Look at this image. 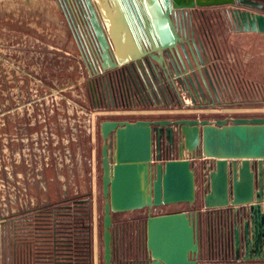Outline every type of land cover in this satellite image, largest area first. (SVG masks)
<instances>
[{
	"label": "water",
	"instance_id": "95a60500",
	"mask_svg": "<svg viewBox=\"0 0 264 264\" xmlns=\"http://www.w3.org/2000/svg\"><path fill=\"white\" fill-rule=\"evenodd\" d=\"M223 4L228 5L219 16L231 20L234 29L264 32V0H84L103 65L147 58L151 69L160 70L158 88L163 86L167 94H180L184 88L204 104L208 98H220L223 78L208 61L201 38L188 36L186 26L195 19L203 23L204 14L196 8ZM96 9H101L105 28ZM145 77L153 92L154 85ZM99 129L102 264H113L112 212L141 206L148 208L146 264H200L201 209L222 206L234 256L264 258V114L105 117ZM174 130L181 136L178 154L164 157L161 139H171ZM195 157L202 158L204 169L202 207L193 204ZM178 201L190 207L150 210L152 205Z\"/></svg>",
	"mask_w": 264,
	"mask_h": 264
},
{
	"label": "rangeland",
	"instance_id": "374dc122",
	"mask_svg": "<svg viewBox=\"0 0 264 264\" xmlns=\"http://www.w3.org/2000/svg\"><path fill=\"white\" fill-rule=\"evenodd\" d=\"M100 16L104 18L102 12ZM200 21L203 23L193 20L191 26L194 36L204 44L208 61L220 75L226 76L231 67L238 70L243 50L237 32L221 16L210 19L204 14ZM262 45L264 49V41ZM87 75L88 67L65 23L59 0H0V264H26L30 260L40 264L38 254L46 253L48 243L47 206L72 198L88 201L91 261L102 264L101 119L241 114L210 108L171 111L166 107L169 105L158 101L134 105L130 110L93 105ZM238 85L236 82L235 91ZM257 92L250 98L264 99V82ZM224 96L219 106L239 104L237 93L226 92ZM202 164V158H194L193 204L197 207H202ZM181 206L190 204L161 203L150 210L158 213ZM147 210L141 206L112 212L113 222L129 221L126 237L132 246L137 239L133 217L145 218ZM221 214L201 209L198 260L200 264H244L241 258L232 259L233 251L226 256L219 250L228 229L224 218L218 220ZM40 232L45 235L40 237ZM138 237L143 245L142 227Z\"/></svg>",
	"mask_w": 264,
	"mask_h": 264
},
{
	"label": "flooded vegetation",
	"instance_id": "af4514ba",
	"mask_svg": "<svg viewBox=\"0 0 264 264\" xmlns=\"http://www.w3.org/2000/svg\"><path fill=\"white\" fill-rule=\"evenodd\" d=\"M59 2L63 10L65 23L72 35L81 58L89 70L86 82L91 96V103L93 105L101 107H118L120 109L130 110L131 106L151 104L157 101L166 105L183 103V99L180 97L181 93L179 94L178 92H175L174 94H167V92L164 91L163 86H160L159 88L156 86L155 82L161 84V79L158 75L160 70H157V68L151 69L147 58L142 59V62L140 63L130 62L129 59L123 63H109L103 65L100 55V45L89 20V11L88 9H85L84 0H59ZM96 12L102 21L103 28H105L103 23L104 20L100 16L101 9H96ZM186 33L188 36L189 34L194 35V27L191 25L186 26ZM146 74L154 85L153 92L150 88L152 87L150 81L145 77ZM146 90H148L149 93H147ZM165 116L209 118V116L202 113L170 114ZM180 138L181 136L177 130L173 131L171 139L162 137L161 153L164 157H173L178 154V142ZM107 141L111 148L112 138L109 137ZM133 218L136 220L137 232V239L133 242L134 246L131 245L126 237L128 235L129 221L121 220L119 223H115V221L113 222L111 220V258L113 264H146L149 259L145 243L142 245L140 240H138L141 227L145 231V218L141 219L140 216ZM218 220H223L222 215H219ZM222 243L223 244L219 250L223 255L227 256L228 252L233 251L228 232L225 239H222ZM132 247L134 251L131 249ZM129 250L130 252L132 251L130 256ZM232 259L238 258L234 256ZM241 262L244 264H264V258L248 260L241 258Z\"/></svg>",
	"mask_w": 264,
	"mask_h": 264
},
{
	"label": "crops",
	"instance_id": "0c3cea01",
	"mask_svg": "<svg viewBox=\"0 0 264 264\" xmlns=\"http://www.w3.org/2000/svg\"><path fill=\"white\" fill-rule=\"evenodd\" d=\"M228 4L223 5H213V6H204L198 7L202 14H207L210 19L218 18L220 11L224 7H227ZM227 25H231L230 28L233 31H236L241 42L240 49L243 50V55H241L240 60L238 61L239 69H234L231 67L230 73H227L226 76L221 75L223 78L222 93L220 98H215L213 102H210L209 98L207 100V107H204L203 102L201 103L200 98H191L190 94L186 89H181V98L184 99L182 104H169L166 106L168 110L179 111V110H193V109H208L218 110V111H238L241 114L251 115V114H264V99H258L256 97L250 98L251 94H258L259 89L264 82V59L263 57L259 58L260 55H264V49L262 48V42L264 41V32L259 30H238L233 28V22L227 20ZM261 43V44H260ZM260 44V45H259ZM230 61V60H229ZM160 65L165 67L168 71L164 61H160ZM181 73H184L182 71ZM227 77V80L225 78ZM229 82V84H228ZM238 82L237 90L235 91V83ZM261 85V86H260ZM235 95L238 94L237 101L239 104L236 106L233 104L230 106H225L223 104L219 106V102L225 100L224 94ZM229 92V93H228ZM231 92V93H230ZM187 94V97L185 96ZM185 96V97H184ZM249 96V97H248ZM236 99V98H235ZM182 105V106H181ZM186 105V106H183ZM218 105V106H216ZM165 109V108H164ZM219 115V114H217ZM213 119V118H211ZM195 168V165H194ZM196 175V172H195ZM190 206H181L179 208H189ZM209 212L217 214V212H222L224 214L225 207H212L208 208Z\"/></svg>",
	"mask_w": 264,
	"mask_h": 264
},
{
	"label": "trees",
	"instance_id": "16d2710c",
	"mask_svg": "<svg viewBox=\"0 0 264 264\" xmlns=\"http://www.w3.org/2000/svg\"><path fill=\"white\" fill-rule=\"evenodd\" d=\"M47 208L52 211L56 264H92L88 201L60 200Z\"/></svg>",
	"mask_w": 264,
	"mask_h": 264
},
{
	"label": "built area",
	"instance_id": "2783aa9c",
	"mask_svg": "<svg viewBox=\"0 0 264 264\" xmlns=\"http://www.w3.org/2000/svg\"><path fill=\"white\" fill-rule=\"evenodd\" d=\"M47 214V219L44 220L46 221V239H47V246H46V253L44 254V252H40L38 255V259H40V264H56L55 262V254H54V243H53V218H52V211L51 210H47L46 211ZM41 222V221H40ZM44 223H42V225L39 226H43ZM45 234L42 232H40V237L44 236ZM32 259V258H31ZM19 264H22L19 262ZM26 264H32V260L29 261V263Z\"/></svg>",
	"mask_w": 264,
	"mask_h": 264
},
{
	"label": "bare ground",
	"instance_id": "6f19581e",
	"mask_svg": "<svg viewBox=\"0 0 264 264\" xmlns=\"http://www.w3.org/2000/svg\"><path fill=\"white\" fill-rule=\"evenodd\" d=\"M104 2H107V0H103ZM105 18H103V20H104Z\"/></svg>",
	"mask_w": 264,
	"mask_h": 264
}]
</instances>
